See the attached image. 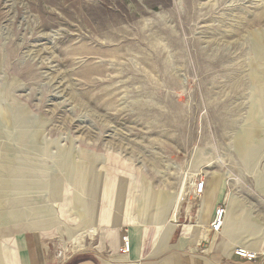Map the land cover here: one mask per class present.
<instances>
[{
	"label": "rangeland",
	"instance_id": "rangeland-1",
	"mask_svg": "<svg viewBox=\"0 0 264 264\" xmlns=\"http://www.w3.org/2000/svg\"><path fill=\"white\" fill-rule=\"evenodd\" d=\"M199 178L233 242L259 234L264 0H0V264L19 231L71 230L74 204L195 212Z\"/></svg>",
	"mask_w": 264,
	"mask_h": 264
},
{
	"label": "crops",
	"instance_id": "crops-1",
	"mask_svg": "<svg viewBox=\"0 0 264 264\" xmlns=\"http://www.w3.org/2000/svg\"><path fill=\"white\" fill-rule=\"evenodd\" d=\"M237 145L245 151L248 144L242 141ZM108 177L105 174V180ZM217 184L218 180L214 179L212 192L217 189ZM58 185L57 182L52 185L51 193L55 197L61 196L57 195ZM104 188L105 193L109 194V187ZM75 189L78 194L80 187ZM205 189L204 181L203 193L198 197L202 201L197 211H176L180 197L173 194L170 195L172 200L170 197L164 202L166 211H160L161 218L157 220L135 219L131 217L134 215L131 211H111L109 205L106 208V203L92 206L89 211L85 203L74 204L71 206L72 215L78 218H75L77 222L73 221L76 225L71 230H60L56 226L55 230L47 227L19 231L20 237L15 245L13 242V246H4L3 257L7 264H264V211H260L258 215L262 218L258 220L255 211L251 215L253 223L260 222L259 234L237 235L246 242H233L227 233H234L236 213L226 211L221 231L211 232L209 225L214 208L221 204H213L212 192ZM80 190L81 195L78 194L77 200L84 194L82 188ZM191 191L194 195L193 185ZM43 196L46 193L38 197L41 199ZM105 196L102 197L104 200L107 198ZM224 198L222 191L221 201ZM156 199V196H152V203ZM169 205L170 208L172 206V213ZM137 206L139 210L145 209L141 204ZM12 215L15 216V212L7 210L4 213L8 218ZM83 216L87 218H79ZM124 238L130 244L128 254L121 253ZM238 247L255 253L256 258L247 260L236 256L234 249Z\"/></svg>",
	"mask_w": 264,
	"mask_h": 264
},
{
	"label": "built area",
	"instance_id": "built-area-1",
	"mask_svg": "<svg viewBox=\"0 0 264 264\" xmlns=\"http://www.w3.org/2000/svg\"><path fill=\"white\" fill-rule=\"evenodd\" d=\"M204 189V180L202 178H199L195 180L193 183V191L194 195L197 197L201 196L203 193ZM225 213L226 210L222 205H217L214 208L211 222L209 225V229L213 233H219L223 227L224 221H225ZM130 251V244L127 238L123 239V244L121 248V253L123 254H128ZM234 254L242 259H247V260H253L256 258V254L253 252L248 251L245 248H235L234 249Z\"/></svg>",
	"mask_w": 264,
	"mask_h": 264
}]
</instances>
